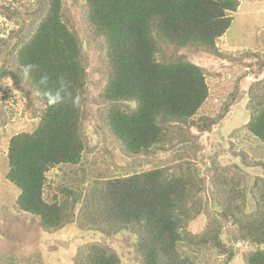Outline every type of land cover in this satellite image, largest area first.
Segmentation results:
<instances>
[{
	"label": "trees",
	"instance_id": "16d2710c",
	"mask_svg": "<svg viewBox=\"0 0 264 264\" xmlns=\"http://www.w3.org/2000/svg\"><path fill=\"white\" fill-rule=\"evenodd\" d=\"M239 7L240 0H84V19L91 32L104 39L109 62L100 117L126 154L174 150L177 139L195 142L190 128L205 132L223 120L225 112L218 118H194L209 97L207 71L179 53L192 48L225 59L216 45L232 25L230 14ZM7 11L3 14L11 18ZM11 56L12 69L0 68V79L11 78L17 89L33 88L45 109L33 132L11 138L7 179L20 190L21 210L38 217L46 231L57 232L76 219L81 227L107 235L135 234L144 264H193L182 245L216 249L222 223L233 220L240 239L259 246L246 254V264H264V179L255 178L250 192L256 210L246 213L247 175L237 165L213 177L221 210L208 215L199 234L187 226L204 209L200 194L205 183L188 161L176 162L173 170L162 167L99 182L75 217L79 199L75 190L60 187L64 200L50 204L44 198L47 172L60 165H80L89 148L83 130L87 68L79 37L65 19L63 0L40 2ZM29 63L38 67L25 80L22 67ZM259 66L261 72L264 61ZM44 73L52 89L63 77L73 96L81 97L82 106L70 102L49 106L39 83ZM247 96L245 128L264 144V80L252 83ZM89 199L98 201L94 212ZM75 264H121V260L114 250L95 242L80 249Z\"/></svg>",
	"mask_w": 264,
	"mask_h": 264
},
{
	"label": "rangeland",
	"instance_id": "374dc122",
	"mask_svg": "<svg viewBox=\"0 0 264 264\" xmlns=\"http://www.w3.org/2000/svg\"><path fill=\"white\" fill-rule=\"evenodd\" d=\"M41 1L0 0V68L12 66L11 52L19 36L27 32ZM63 3L65 19L79 37L87 68L83 130L89 148L80 165H60L47 172L44 198L54 204L64 200L58 190L60 187L75 190L79 197L74 206L75 217L85 197H92L90 190L99 182L156 168H172L176 162L188 161L205 183L200 194L204 209L188 223L190 232L199 234L207 226L208 215H218L221 195L212 183L213 177L233 165L242 168L247 175L245 212H254L256 199L251 196L250 188L256 177L264 179V144L252 136L245 125L249 121L246 109L249 87L264 80V67L259 72V61H264V0H240L238 11L230 14L232 25L216 45L225 59L192 48L179 53L207 71L209 97L194 118H218L225 112L223 120L205 132L190 128L195 142H185V148H182L185 143L177 139L178 146L174 150L154 149L141 155L126 154L100 117L105 106L101 94L107 84L109 62L104 39L94 35L84 19V0H63ZM4 10L12 17L4 15ZM7 79H0V264H75L80 249L95 242L114 250L121 264H144L136 247L137 236L131 232L107 235L100 229L81 227L76 219L57 232H49L40 225L38 217L21 210L20 190L7 179L9 142L15 135L31 133L37 128L45 105L33 88L18 89L19 95H15L12 88L7 87ZM236 91L234 103L228 106ZM244 155L249 157L247 161ZM245 162L259 165L248 167ZM89 200L92 212L96 211L98 201ZM235 224L233 220L222 223L216 249L211 248L212 245L190 248L183 244V253L193 264H246V254L259 246L241 240Z\"/></svg>",
	"mask_w": 264,
	"mask_h": 264
},
{
	"label": "clouds",
	"instance_id": "9594fccd",
	"mask_svg": "<svg viewBox=\"0 0 264 264\" xmlns=\"http://www.w3.org/2000/svg\"><path fill=\"white\" fill-rule=\"evenodd\" d=\"M37 67V65L31 63L24 65L22 67L24 79L27 80ZM39 83L44 87V91L41 94L46 99L49 106L56 107L68 102L74 107L82 106L81 97L78 94L73 96L72 92L69 90L68 82H66L63 77L59 78V87L55 89L48 87L49 76L46 73L41 74ZM6 85L8 88H12L15 95H19V90L14 87V81L11 78L6 80Z\"/></svg>",
	"mask_w": 264,
	"mask_h": 264
}]
</instances>
